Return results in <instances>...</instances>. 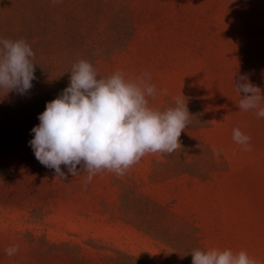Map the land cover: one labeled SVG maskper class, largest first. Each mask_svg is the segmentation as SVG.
I'll use <instances>...</instances> for the list:
<instances>
[{
    "label": "rangeland",
    "instance_id": "1",
    "mask_svg": "<svg viewBox=\"0 0 264 264\" xmlns=\"http://www.w3.org/2000/svg\"><path fill=\"white\" fill-rule=\"evenodd\" d=\"M0 39L25 40L36 64L26 94L0 90V264H192L194 249L264 264V117L235 91L247 75L264 95V0H0ZM80 60L98 78L150 73L156 110L183 95L181 147L87 185L43 166L31 130Z\"/></svg>",
    "mask_w": 264,
    "mask_h": 264
},
{
    "label": "clouds",
    "instance_id": "2",
    "mask_svg": "<svg viewBox=\"0 0 264 264\" xmlns=\"http://www.w3.org/2000/svg\"><path fill=\"white\" fill-rule=\"evenodd\" d=\"M34 57L25 40L0 39V90L26 94L36 79ZM150 81L147 72L136 80L125 79L120 71L98 78L90 62L73 64L69 86L46 104L38 116L39 125L31 130L34 138L29 146L35 158L63 180L68 176L61 165L73 177L87 172V185L105 170L125 175L147 154L175 152L192 117L186 98L182 95L175 99L174 107L156 110L147 99L157 94ZM235 91L244 94L238 104L241 111L256 110L258 118L264 117V95L247 75L235 81ZM162 94L167 95V90ZM250 139L239 128L233 129V140L243 151L252 150ZM18 251L19 245L5 249L10 257ZM190 255L192 264H257L245 251L194 249Z\"/></svg>",
    "mask_w": 264,
    "mask_h": 264
}]
</instances>
